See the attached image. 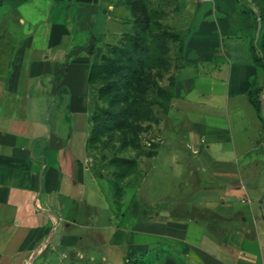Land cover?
<instances>
[{
  "label": "rangeland",
  "instance_id": "1",
  "mask_svg": "<svg viewBox=\"0 0 264 264\" xmlns=\"http://www.w3.org/2000/svg\"><path fill=\"white\" fill-rule=\"evenodd\" d=\"M192 1L96 0L88 31L73 35L74 44H82L87 37V46L92 36L96 38L93 63L98 67L90 81L92 116L105 109L129 110L126 125L106 130L93 142L88 138V161L100 180L98 187L92 172H87L89 179L80 187V195L88 203L77 202L69 213H56L69 221L52 225L53 238L44 251L30 256L47 234L20 260L5 258L2 264H24L29 256L30 264H111L103 260L109 254L110 228L98 226L101 215L107 220L109 213H93L92 205L108 211L110 199L120 207L126 198L141 205L138 222L150 211L173 210L178 204L189 213L203 204L220 206L221 201L204 203L196 192L213 183L206 178L212 162L224 163L234 171L221 172L222 177L236 176L244 182L245 193L236 205L240 213H264V126L246 95L224 96L244 79L239 73L228 77L230 66L245 59L217 55L196 68L199 53L186 52L190 33L199 28L203 17L216 25V34L219 29L215 10L196 8ZM61 7L67 6L60 0H0V93L6 88L20 39L31 36L23 62L26 67L48 49L52 34L58 37L63 26L72 25ZM66 38L56 47L58 52L68 44ZM263 38L264 18L260 42ZM226 45L222 39L219 50ZM223 63L228 65L223 74L201 75L200 68ZM190 82L194 90L187 92ZM101 88L108 90L105 96L99 95ZM64 97L58 96L60 105ZM66 107L64 103L61 111ZM119 173L123 175L118 177ZM117 184L124 189L119 198ZM118 215L123 216L122 226L130 228L136 222L131 213Z\"/></svg>",
  "mask_w": 264,
  "mask_h": 264
},
{
  "label": "crops",
  "instance_id": "2",
  "mask_svg": "<svg viewBox=\"0 0 264 264\" xmlns=\"http://www.w3.org/2000/svg\"><path fill=\"white\" fill-rule=\"evenodd\" d=\"M60 1L67 7L58 9L63 10L72 25L63 26L58 37L52 34L48 49L26 67L23 62L31 36L20 39L19 50L10 62L6 88L0 93V264L5 258L20 260L21 255L47 234L30 256L44 251L53 238L52 225L69 221L67 216L56 213H69L77 202L88 203L80 195V187L89 179L87 172H92V180L98 187L100 183L91 170L87 150L92 128L93 92L89 73L93 56L81 52L66 59L76 46H85L86 36L82 44L75 45L73 35L88 31L96 0ZM192 3L209 12L215 10L219 32L216 34V25L203 17L199 28L187 39L186 52L199 53L201 60L197 65L208 63L217 55L244 58V62L236 61L230 66L228 75L239 73L244 79L238 88L228 89L224 96L228 99L246 95L251 103L248 92L260 88L263 106L264 66L255 63L253 45L257 20L264 18V0H193ZM64 37L68 44L58 52L56 47ZM222 39L227 45L220 51ZM262 43L264 38L258 46ZM238 65L237 70L234 67ZM227 66L223 63L203 67L200 72L218 76ZM192 86L190 82L187 92L194 90ZM63 95L66 97L60 105L58 96ZM64 103L67 107L62 112ZM257 116L263 128L258 113ZM208 169L211 174L206 178L214 181L196 188L197 196L208 204L221 201L220 206L203 204L189 213L178 204L173 210L150 211L145 220L138 222L141 205H134L126 198L120 207L110 199L108 211L93 204V213H109L107 220H102L101 215L98 222L99 227L110 228L109 254L103 260L123 264L128 256L142 255L143 264L155 261L157 264H264V213L245 216L238 211V198L245 193L244 182L236 176H221V172H234L230 166L212 162ZM118 213H131L136 222L130 228L122 226L123 216L120 219ZM136 234H140L137 239Z\"/></svg>",
  "mask_w": 264,
  "mask_h": 264
},
{
  "label": "trees",
  "instance_id": "3",
  "mask_svg": "<svg viewBox=\"0 0 264 264\" xmlns=\"http://www.w3.org/2000/svg\"><path fill=\"white\" fill-rule=\"evenodd\" d=\"M257 27V23H256ZM95 43H96V38L92 36L90 38L89 45L87 46H76L70 53L67 54L66 59L69 60L71 57L76 56L80 54L81 52H86L90 56H93L95 54ZM253 48L255 50L254 54V61L256 64L264 66V57L260 55L258 50H262L264 54V45L262 43V46L257 47L253 45ZM258 53H257V52ZM98 67V64L92 63L91 68H90V73H89V82L93 79V74L95 69ZM261 89L260 88H252L248 92L249 98L251 103L254 105L262 123L264 126V118L262 117V110L263 106L261 104V100L259 98V93ZM108 93V90L106 88H101L99 90V95L100 96H105ZM129 115V110H124L120 112H115L112 110L105 109L103 110L100 114L92 116L91 115V122H92V128L90 131V136H89V141L93 142L99 135H101L103 132H105L108 129H111L113 127L116 128H122L126 125V118ZM117 161L120 162H126L130 164H135V161L130 160V159H116ZM132 165V166H133ZM123 174L119 173L118 177H121ZM116 196L117 198L121 197V195L124 192V189L120 185H116ZM119 204V202H115ZM124 264H143V257L142 255H135V256H128L124 260Z\"/></svg>",
  "mask_w": 264,
  "mask_h": 264
},
{
  "label": "water",
  "instance_id": "4",
  "mask_svg": "<svg viewBox=\"0 0 264 264\" xmlns=\"http://www.w3.org/2000/svg\"><path fill=\"white\" fill-rule=\"evenodd\" d=\"M249 1H252V0H249ZM261 29H262V18L260 17L257 20V27H256V33H255V40H254V44L257 47H259L258 43H259V37H260ZM258 52L260 53V55L262 57H264L262 50L259 49Z\"/></svg>",
  "mask_w": 264,
  "mask_h": 264
},
{
  "label": "bare ground",
  "instance_id": "5",
  "mask_svg": "<svg viewBox=\"0 0 264 264\" xmlns=\"http://www.w3.org/2000/svg\"><path fill=\"white\" fill-rule=\"evenodd\" d=\"M48 241V240H47ZM47 241L44 243V246H46V244H47ZM43 250V249H42ZM30 264V263H29Z\"/></svg>",
  "mask_w": 264,
  "mask_h": 264
}]
</instances>
